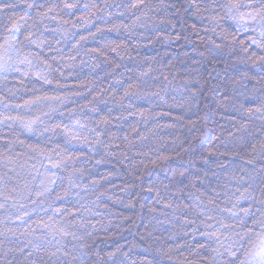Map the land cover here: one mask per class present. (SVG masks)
<instances>
[{
    "label": "snow or ice",
    "instance_id": "snow-or-ice-1",
    "mask_svg": "<svg viewBox=\"0 0 264 264\" xmlns=\"http://www.w3.org/2000/svg\"><path fill=\"white\" fill-rule=\"evenodd\" d=\"M181 40L233 70L224 123L197 61L139 51ZM0 264H264V0H0Z\"/></svg>",
    "mask_w": 264,
    "mask_h": 264
},
{
    "label": "trees",
    "instance_id": "trees-1",
    "mask_svg": "<svg viewBox=\"0 0 264 264\" xmlns=\"http://www.w3.org/2000/svg\"><path fill=\"white\" fill-rule=\"evenodd\" d=\"M116 3H119V0H116ZM112 11H117V9L113 7ZM179 30L180 29L178 27L176 31H179ZM202 34L203 33H201V35ZM190 39L198 40V37H196L195 34H193L190 37ZM139 51L143 55L156 56L158 60L160 58H163V62L165 63L171 59L175 65V68L180 70L181 75L187 74L184 71L187 65L192 64V61H197L198 63L192 64V67L199 68L200 74L203 76L204 79L208 81L205 87V90H204L206 99H202L201 101V105H200L201 113L200 114L203 115L205 112H207L208 118H209L208 119L209 128L214 127L211 123L212 120H216L219 123H224L222 116L219 114V110H217L216 115H212V111H211L212 109L216 108L215 99L219 98L220 93L223 91V88L221 87L213 91L211 94H208L207 89L227 79L228 76L234 75V72L232 69L225 68L224 64L222 63L213 65L206 56L200 55V52L203 51L202 46L199 49V51H193V45L187 44L184 40H181L177 42L176 44H172V45H163V44L157 43L156 45L150 46L147 49H143V48L139 49ZM185 52L188 53V56L184 55ZM181 60L185 61L186 63L181 64L180 63ZM165 71H168V69H165ZM193 75H196V73H193ZM84 76H89L92 79H96L97 84L103 87H107L108 84L110 83V80L104 79V72L100 69H97L95 72H92L91 69L84 68L83 72L81 73V77L83 78ZM97 77H100V79H97ZM68 82L69 84L74 83L72 79H70ZM181 82H182L181 76L178 75L174 83L179 84ZM85 95H87V93H85ZM88 98L90 99L91 97L89 96ZM76 99L78 100V102H81V103L83 102L81 98H76ZM204 104H208V109L203 108ZM192 118L195 119V117H192ZM198 127H200L203 130L204 129L203 122H201V124H199ZM168 131H171L173 137L179 136L181 140H184L185 146H187V142L188 140L191 139V136L196 134L195 129L193 130V132L189 133L188 127H179V126L176 129L168 130ZM209 135H206L205 137H203L206 143L210 142ZM193 143L199 144V141H195ZM197 151H199V149H197ZM184 159H187V157L185 156ZM169 163L172 167H187V165H183L181 163V160L179 158H174ZM197 164L198 166H201V162L199 160H197ZM111 168H112L111 164L100 165L94 171L98 173H105L111 170ZM152 171H153L152 179H155L156 175L158 174L160 179L164 180L165 183L168 182L167 178L171 176L170 171L165 172L162 169H153ZM114 183L117 185H120L122 183V180L120 178H115ZM107 187L111 189V191L114 192L115 194L117 195L121 194L119 192V188L112 189L111 185H107ZM115 208L118 212H123L125 215H131L132 212L134 211V210L125 209L123 208L122 205H115ZM138 208H139V204H137V209ZM133 218L135 219V216ZM116 222H119V221H116ZM144 222L146 221L143 220V218L136 220L137 225H141ZM135 230L136 229H133L132 231H135ZM140 230L141 231L143 230L142 227ZM124 237L125 238H117V239H119L120 243L125 244V246H127V241L132 240L133 237L130 232H125ZM111 247H112L111 244L100 243V248L103 249L104 251L111 250Z\"/></svg>",
    "mask_w": 264,
    "mask_h": 264
}]
</instances>
